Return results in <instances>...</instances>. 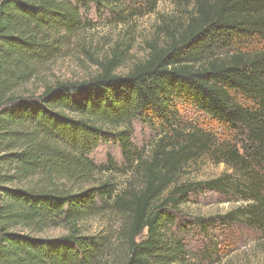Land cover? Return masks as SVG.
<instances>
[{
	"label": "trees",
	"instance_id": "16d2710c",
	"mask_svg": "<svg viewBox=\"0 0 264 264\" xmlns=\"http://www.w3.org/2000/svg\"><path fill=\"white\" fill-rule=\"evenodd\" d=\"M116 2L0 0V264H183L177 216L205 192L241 202L223 223L264 229V0H192L182 31L167 30L127 74L117 46L90 79L30 90L84 33V14ZM184 108L218 130L186 122ZM137 121L159 127L147 158L132 150ZM114 141L140 177L122 191L91 159ZM205 155L232 174L184 181ZM104 211L123 220L116 248L85 228ZM53 229L66 234L44 237Z\"/></svg>",
	"mask_w": 264,
	"mask_h": 264
},
{
	"label": "rangeland",
	"instance_id": "374dc122",
	"mask_svg": "<svg viewBox=\"0 0 264 264\" xmlns=\"http://www.w3.org/2000/svg\"><path fill=\"white\" fill-rule=\"evenodd\" d=\"M193 12L192 0H117L111 9L98 12L94 7L84 14L86 30L66 51L65 56L52 64L41 78L29 86L32 91L42 90V82L83 81L99 73L98 63L119 47L126 53V63L119 69L127 74L137 63L145 61L153 45H164L167 30L182 31ZM181 117L190 124H197L215 132L218 127L208 118L188 108L181 109ZM159 127L137 121L131 138L132 150L145 158L155 140ZM98 166L107 170L98 176L100 181L111 180L118 191L130 185L140 184L136 162L128 156L117 142L101 144L91 155ZM136 161V160H134ZM218 157L205 155L186 169L184 181L203 182L232 174ZM264 176V168L259 169ZM241 202L234 195L205 192L193 195L177 216L178 225H186L187 255L183 264H264V229L244 224H225L219 216L234 210ZM196 218L209 220L205 231L193 228ZM123 220L117 214L104 211L85 223L93 235L110 237L112 248L118 247V235ZM66 232L53 229L44 234L46 238H60ZM111 258L110 256H108ZM108 264H114L113 258Z\"/></svg>",
	"mask_w": 264,
	"mask_h": 264
}]
</instances>
